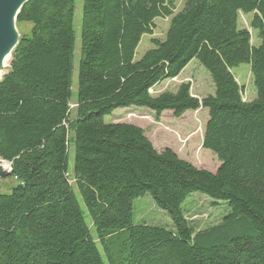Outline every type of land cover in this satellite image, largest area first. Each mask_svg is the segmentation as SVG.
<instances>
[{
	"label": "trees",
	"instance_id": "obj_1",
	"mask_svg": "<svg viewBox=\"0 0 264 264\" xmlns=\"http://www.w3.org/2000/svg\"><path fill=\"white\" fill-rule=\"evenodd\" d=\"M174 3L82 0L76 97L75 0H28L19 10L15 22L30 24V35L19 37L0 80V160L11 168L9 193L0 192V264H264V0H184L176 14ZM239 14L251 15L258 46ZM160 18L170 19L164 39L135 61ZM193 59L213 95L199 101L189 83L151 94ZM240 65L249 66L252 101L234 78ZM129 107L156 119L206 110L201 146L219 167L197 169L157 152L141 128L103 122ZM194 193L229 214L196 231L181 209ZM145 195L173 230L133 224L132 202Z\"/></svg>",
	"mask_w": 264,
	"mask_h": 264
},
{
	"label": "rangeland",
	"instance_id": "obj_2",
	"mask_svg": "<svg viewBox=\"0 0 264 264\" xmlns=\"http://www.w3.org/2000/svg\"><path fill=\"white\" fill-rule=\"evenodd\" d=\"M183 5L184 0H175L173 13L176 14L181 11ZM81 10L82 0H75L73 27L76 33V43L72 77V91L74 97H76V77L80 57L79 28L81 23ZM169 21L170 19L162 18L154 21L152 35L143 36L135 51V61L139 60L148 50L152 49V40L162 41L164 39ZM250 22L251 15L239 14V27L246 29L249 32L251 36V44L256 47L259 44V40L257 33L250 28ZM14 25L19 37L22 35H26L28 37L30 35V24H17L15 22ZM8 68L9 65L4 74L7 72ZM233 75L242 90L243 101L248 102L254 100L256 94L252 84L249 66L240 65L233 70ZM182 83H189L191 95L199 101L208 95H213L214 89L210 76L206 69L195 59L188 63L176 79L163 81L151 91V94L156 96L163 92H174ZM72 104H74V100L72 101ZM73 107L74 106L72 105L71 109ZM74 115L73 111L70 120L74 118ZM207 119V112L204 110L187 112L179 118H175L171 112H164L156 119L155 115L149 110L144 108L129 107L113 111L110 115L103 118V122L105 124L125 123L137 126L144 131L145 137L157 152L170 149L180 159L189 162L197 169H203L210 173H214L220 163L212 152L202 149L201 146L204 126ZM73 164L74 146L72 145L69 148L68 164L69 181L72 185ZM10 185V180L6 178L0 179V192L8 194ZM75 194L80 210L85 218V222L91 231H93L90 219L80 196L77 191H75ZM132 207V221L134 225L145 224L148 226L173 230L172 222L169 216L164 211L156 207L149 195L133 200ZM181 209L189 224L196 231L219 223L223 217L229 214V208L225 203L214 201L199 193L191 194L183 202ZM126 235L127 234L124 233V236ZM100 251L102 254V250ZM103 261L107 264L105 258Z\"/></svg>",
	"mask_w": 264,
	"mask_h": 264
},
{
	"label": "water",
	"instance_id": "obj_3",
	"mask_svg": "<svg viewBox=\"0 0 264 264\" xmlns=\"http://www.w3.org/2000/svg\"><path fill=\"white\" fill-rule=\"evenodd\" d=\"M27 1L0 0V63L6 55H10L11 57V52L18 43L19 36L14 24L19 10ZM0 162L3 161L0 160ZM10 173L11 168L9 164H7L6 170H2L0 166V179L6 178Z\"/></svg>",
	"mask_w": 264,
	"mask_h": 264
},
{
	"label": "bare ground",
	"instance_id": "obj_4",
	"mask_svg": "<svg viewBox=\"0 0 264 264\" xmlns=\"http://www.w3.org/2000/svg\"><path fill=\"white\" fill-rule=\"evenodd\" d=\"M10 55H6L1 63H0V78L2 77V75L4 74L5 70L7 69L9 62H10ZM0 166L2 170H6L7 168V164L4 162H0Z\"/></svg>",
	"mask_w": 264,
	"mask_h": 264
},
{
	"label": "crops",
	"instance_id": "obj_5",
	"mask_svg": "<svg viewBox=\"0 0 264 264\" xmlns=\"http://www.w3.org/2000/svg\"><path fill=\"white\" fill-rule=\"evenodd\" d=\"M204 111H206V110H204ZM207 112V111H206Z\"/></svg>",
	"mask_w": 264,
	"mask_h": 264
}]
</instances>
